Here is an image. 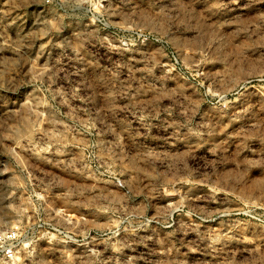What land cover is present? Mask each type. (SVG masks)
<instances>
[{
  "label": "rangeland",
  "instance_id": "obj_1",
  "mask_svg": "<svg viewBox=\"0 0 264 264\" xmlns=\"http://www.w3.org/2000/svg\"><path fill=\"white\" fill-rule=\"evenodd\" d=\"M0 264H264V0H0Z\"/></svg>",
  "mask_w": 264,
  "mask_h": 264
}]
</instances>
